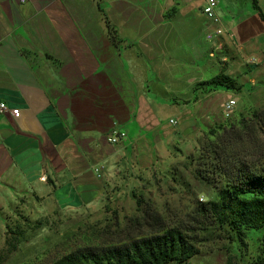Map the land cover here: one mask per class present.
<instances>
[{
	"label": "crops",
	"instance_id": "0c3cea01",
	"mask_svg": "<svg viewBox=\"0 0 264 264\" xmlns=\"http://www.w3.org/2000/svg\"><path fill=\"white\" fill-rule=\"evenodd\" d=\"M204 4L0 0L1 214L22 196L66 209L100 202L185 133L199 113L178 96L195 64L184 40L195 36L190 20L210 21ZM176 117V128L159 123ZM114 129L126 137L109 142Z\"/></svg>",
	"mask_w": 264,
	"mask_h": 264
},
{
	"label": "rangeland",
	"instance_id": "374dc122",
	"mask_svg": "<svg viewBox=\"0 0 264 264\" xmlns=\"http://www.w3.org/2000/svg\"><path fill=\"white\" fill-rule=\"evenodd\" d=\"M257 1L264 12V0ZM219 7L224 35L209 40L206 34L216 24L196 18L195 24L189 22L191 30L195 26L194 38L186 36L184 40L186 58H193L195 64L178 96L194 100L199 117H186L185 133L169 139L168 151L157 146L151 163L147 159L145 168H131L126 176L129 183L115 184L100 202L68 209L53 203L43 205L27 196L12 202L7 215L0 212V264H52L81 247L120 243L149 229L144 220L147 212L158 213L167 223L197 229L202 238L200 253L188 264H225L228 258L235 264H250L256 258L263 232H248L246 248L238 238L233 242L220 237L213 228L208 234L195 220L199 201L215 196L196 175L198 157L210 138H232L236 151L251 164L264 166V20L253 0H220ZM192 42L195 48L200 46L198 53H190ZM219 72L230 76L236 88L201 84ZM231 98L236 103L226 117L224 105ZM175 119L161 118L159 123L176 128L181 119Z\"/></svg>",
	"mask_w": 264,
	"mask_h": 264
},
{
	"label": "trees",
	"instance_id": "16d2710c",
	"mask_svg": "<svg viewBox=\"0 0 264 264\" xmlns=\"http://www.w3.org/2000/svg\"><path fill=\"white\" fill-rule=\"evenodd\" d=\"M253 1L264 20L258 1ZM201 84L236 88L235 81L223 73ZM260 118L263 120L262 115ZM231 141L232 138L223 135L210 138L201 150L196 175L215 191V196L199 201L195 220L208 234L213 233L210 232L213 228L220 237L224 235L233 242L238 238L246 248L248 232H263L261 252L250 264H264V166L251 164L235 150ZM141 202L137 200L138 205ZM147 215L144 220L149 229L145 232L131 235L120 243L78 248L52 264H188L200 253L202 238L196 228L167 223L158 213L147 212ZM225 264L235 263L233 258H228Z\"/></svg>",
	"mask_w": 264,
	"mask_h": 264
},
{
	"label": "built area",
	"instance_id": "2783aa9c",
	"mask_svg": "<svg viewBox=\"0 0 264 264\" xmlns=\"http://www.w3.org/2000/svg\"><path fill=\"white\" fill-rule=\"evenodd\" d=\"M202 11L211 22L216 24V27L214 29L207 32L206 37L209 40H213L217 36L224 35L226 30L222 23V19L218 13V0H205V4L203 5ZM235 103H236L235 100H229L224 105V115L226 117L230 116ZM5 110H7V105L5 102H1L0 111H5ZM18 113H19L18 109L12 110V114L14 116H17ZM124 137H126L125 132L114 129L112 130V132L110 133L107 139L111 143H117Z\"/></svg>",
	"mask_w": 264,
	"mask_h": 264
}]
</instances>
